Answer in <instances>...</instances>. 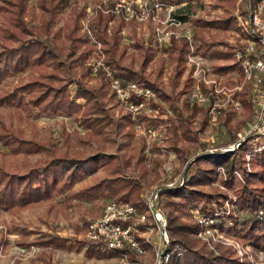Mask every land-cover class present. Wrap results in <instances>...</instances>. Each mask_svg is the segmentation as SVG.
Wrapping results in <instances>:
<instances>
[{
  "label": "trees",
  "instance_id": "obj_1",
  "mask_svg": "<svg viewBox=\"0 0 264 264\" xmlns=\"http://www.w3.org/2000/svg\"><path fill=\"white\" fill-rule=\"evenodd\" d=\"M216 1L225 9V14L221 18L202 21L200 28L196 29V34L201 40V46L205 47L204 50L211 57L231 59L233 49L213 48L212 42H207L203 35L204 31H208V27H231L230 24L234 23L235 18L232 16V10L236 0ZM68 2L69 0H37L36 4L40 10V14L37 16L35 7H28V0H0V21L2 22L0 25V79L9 73H21L25 68L30 67V72L21 75L12 89L0 92V106L3 103H9L17 108L14 113L17 112L15 115L18 120L23 119L20 108L29 110L32 107H37L40 112L45 113H75L81 118V124L89 129L84 134L76 133L74 136L66 130L63 131V145L67 147V150L61 153L62 150L56 146L53 139H46L36 132V129H34L31 138H25L24 131L14 125L12 119L14 113L9 112L11 113V115L9 114L10 124H6L4 115L0 114V141L8 147L10 154L23 153L26 157L32 154L39 155L33 163L26 160V165L28 164L30 168L24 173L12 170V166L6 161H0V206L19 211L31 204L48 200L54 194L65 196V192L68 190L69 201L74 198H100L108 194L115 195L118 200L129 201L142 207L144 205L141 192L142 184H131L115 176L98 179L81 190L72 188L73 183L82 176V173H85V163L97 167L96 161L100 156H77L72 155L71 152H77L78 146L88 149L95 141H101L103 132L113 134L123 130L125 125L131 123V115L125 113L120 117V120L113 118V114L105 105L108 99L109 83L104 77H101L98 87L86 85L82 78H77L74 96L83 97L85 103L82 105L73 100L68 84L71 82V77L77 73H80L82 77L89 76L90 68L84 62L93 51L94 44L82 32V18L85 14L83 7L71 6L64 26H56ZM26 17H29L30 20L28 21ZM35 18L38 23H34ZM93 25L94 37L102 42L107 53V62L127 80H134L156 89L160 97L171 105L174 112V116L170 117L173 122L169 128L172 135V147L177 149L178 132L196 142V137L190 135V133L192 134L191 121L197 113L196 107L190 108L186 102L180 106L174 91L169 92L162 84L144 75L150 62L154 59L151 40L144 41L141 38H136L133 42L139 51L137 60L140 63L138 67H135L133 65L136 62L135 54H128L127 47L121 44L120 32L125 21L115 17L113 13L99 10L94 17ZM135 33L136 31L133 29L134 36H136ZM216 35L218 34H213V41ZM187 50L188 45L176 44L174 52L170 53L172 60L175 61L171 75L172 90L175 89L178 80L186 70ZM128 57L132 59L131 62L126 63ZM214 68L217 71L227 72L237 69L238 64L218 65L215 63ZM157 71L158 75L162 74V61ZM186 82L188 85L189 78ZM245 94L246 90L243 92L242 101L250 109V105L244 98ZM175 119H177V124ZM206 123L204 119L203 124ZM105 125L113 126V128L103 131ZM112 143L115 144L116 141ZM127 143L123 144L120 149L126 147ZM144 146H142V152H144ZM43 149L45 150L44 154L41 153ZM71 149L73 150L71 151ZM239 153H219L218 155L225 156L223 161L216 162L212 166H209L207 160L209 155L200 156L196 160L198 163L205 162L206 168L198 167L185 184L163 188L161 198L166 196L165 206L169 209L168 230L172 243L179 244L183 250H186L180 256L175 254L171 260L172 264H249V261L240 262L231 247L221 245L217 251L208 249L206 244L195 235L199 225L194 220L190 223H182L179 220V214H175L179 209H183L184 205L187 206L199 200L207 201L204 202L203 211L214 213L210 203L223 199L225 193L215 187H213V192H205L196 190L193 186L210 183L213 172L221 164L225 165L226 171L230 174L235 169L244 171V159L239 156ZM125 163L128 165L129 160H126ZM230 182H235V180H230ZM239 185V206L249 213V217L242 221L245 239H253L258 244L257 241L264 239V218L257 219V213L264 206L263 172L255 169L247 182H239ZM175 196H179L182 200H175ZM183 200L185 202H182ZM237 224L240 225L241 222H237ZM19 243L43 246L44 249L38 257L40 264H52V258L57 249L73 247L66 243L65 238L59 232L40 233L37 238L31 241L23 234ZM77 249H81V246L78 245ZM86 252L91 256L101 254L91 246L86 248Z\"/></svg>",
  "mask_w": 264,
  "mask_h": 264
},
{
  "label": "rangeland",
  "instance_id": "obj_2",
  "mask_svg": "<svg viewBox=\"0 0 264 264\" xmlns=\"http://www.w3.org/2000/svg\"><path fill=\"white\" fill-rule=\"evenodd\" d=\"M36 1L37 0H28V7L34 6L36 15L39 16L40 10L37 7ZM95 1L97 3L98 0H69L64 13L61 15L60 20L56 23V26H64L65 19L69 16L71 6L77 5L78 7L84 8L90 2L95 3ZM163 1L172 5L176 10H183L181 12L187 14L188 18L191 19L195 25V34L196 29L200 28L199 26L202 21L221 18V16L225 14V9L221 5H218L216 0ZM249 2L250 0H236L234 9L232 10V16L235 20L234 23L230 24L232 25L231 27L213 26L208 27V31H204L203 35L205 39L207 42H212L211 44L213 48L234 50V48L238 45V40L241 39V34H246L239 16H245ZM26 19L28 21L30 20L29 17H26ZM34 23H38L37 18H35ZM0 25H2L1 21ZM125 28V33H123ZM125 28L123 27L120 32L121 44L127 47L128 54H135L136 62L133 63V65L138 67L140 65L137 60L139 51L135 48L133 42L136 38H141L144 41L147 40V38L141 35L146 34V32L144 30H139V28L135 26L133 29L136 31V36H134L133 29L129 27ZM213 34H218L216 35L214 41L212 37ZM201 49L204 50L205 47L201 46ZM202 52L205 53L204 56L208 58V61L212 64V66L215 63L218 65L222 64V60L210 57L207 55L205 50ZM170 53L168 52L167 56H165L164 53L154 50V59L150 62L144 75L147 78L162 84V86H164L169 92L174 91L173 93L181 106V104L184 103L183 98L185 92L189 87L186 82L188 78L185 77V70L183 75L178 80L175 89L172 90L171 75L173 74L175 61L172 60ZM131 59V57H128L125 62L129 63L131 62ZM161 61L163 62V72L161 75H158L157 69L160 67ZM87 62L88 59L84 63L87 65ZM230 62H232L231 59L224 60V64ZM29 72L30 67H27L21 73H9L5 75L0 79V92L12 89L13 85L17 83L19 77L21 75H26ZM227 75L229 78L226 82L227 84L232 85L235 78L232 76L233 74L229 75L227 73ZM71 78V82L68 84V89L72 93L73 100L82 105L85 103V99L83 97L74 96L77 78H82L86 85L93 87H98L101 83V77H93L91 73L86 77H82L80 73H77ZM107 97V103L105 104L106 108L113 114V118L115 120H120V117L128 112L120 107L114 97H112L110 86ZM244 98L246 99L247 97ZM162 101L164 102L163 107L165 108V111H168V118H150L146 120L147 124H145L142 121L138 123L131 116V123L125 125L123 130L121 129L118 133L113 134L103 132L101 141H95L90 147H88V149L84 146H78L76 148L77 152H71L72 155L77 156H100L96 161L98 163L97 167H93L92 165L85 163V173H82V176L73 183L72 188L74 190H81L86 185L92 184L98 179L106 178L107 176H115L126 180L131 184H142L141 192L143 196V194L153 186L166 187V184L169 181L174 180L176 173L184 170L186 171L187 180L191 174L193 175L196 172L198 167L206 168V163L203 161L198 163L196 159L199 158V156L195 157L201 149L209 146L210 144L225 147L236 143L239 138L238 133H243L247 129L249 130V126L254 121V108L248 99H246V102L250 105V109H248L242 101L243 106L240 109L226 111L221 114L218 124L214 125L211 130L208 128L209 126H207L208 122L206 117L204 118L203 112H201L199 108H196L197 113L191 121L192 134L190 133V135L195 136L197 141L195 142L194 140H189L184 134L178 132L176 149L172 147V135L169 132V128L173 122V119L170 117L174 116V112L167 100L162 99ZM188 106L191 108L190 105ZM16 109L17 108L13 107L9 103H3L0 106V114L4 115L6 124H10L11 119L9 114L11 115V113L17 111ZM20 111L23 119L18 120V117L15 115L17 112L14 113V117L12 119L14 121V125L24 131V137L31 138L34 134V129H36V132H38L41 136L46 137V139H53L56 146L62 150L61 153L67 150V147L63 145V131H68L72 136L76 133L84 134L89 131L88 128H85L81 124V118L75 113H45L40 112L37 107H32L29 110H23L20 108ZM185 114H187V111H185ZM204 119L207 122L206 124H203ZM175 123H178L177 119H175ZM109 128L111 129L113 126L105 125V130L103 131H109ZM144 129L147 130L144 131ZM148 129L154 130L152 133H155V136H151V138H154L152 142L153 153L161 149V147H164L169 151H175L177 154V160L174 164L176 172L175 175L168 176L163 171L167 157L163 158L159 156L148 158L145 149L144 152H142V146L145 145L144 148H146L148 142ZM113 141H116V143L113 144ZM246 141H244V146L240 145L232 151H228L233 154L240 152L239 156L244 159V171L236 169L230 174L229 172H226L225 165L221 164L218 165L213 172L214 174L211 177L210 183L193 186L196 190H202L205 192H213V187H215L225 193V197L223 199L214 201L210 203V205L216 210L225 206L223 208L229 211V214L227 215L226 213L225 215H227L228 218L231 217V223H227L226 225L221 223L219 224L220 226L222 225V229L227 234V242L221 243L220 241L213 240V247H210L208 242L198 235V231L195 235L203 241L210 250L217 251L218 247L221 245L231 247L235 251V256L239 258L240 262L249 261V264H252V260H254L256 262L260 261L264 263V239L257 241L259 242L258 244L253 239H245V230L242 221L249 217V213L240 208L238 196V190L240 188L239 182H247L248 178L253 174L255 169L261 170L264 175V148L260 151L252 152L251 157L248 156V153L253 151V148L264 144V136L257 138L253 135V138L250 141ZM126 143L127 146L120 149L122 145ZM72 150L73 149H71V151ZM41 153L44 154L45 150H41ZM218 154L219 153L210 154L208 156L207 160L209 166H212L216 162L223 161L225 156ZM38 157V154L28 155L27 157L24 156L23 153H19L17 155L10 154L8 147L0 141V161H6L12 166V170L24 173L30 168L28 164L26 165V160H30L31 163H33ZM126 160H129L128 165L125 163ZM233 179L235 182H230V180ZM186 182L187 181H185V183ZM180 185L182 184L180 183ZM67 194L68 190L65 192V196L63 194H54L48 200L31 204L19 211L0 206V248L1 246H4L7 254L6 256H0V264H40L37 259V255L35 257H18L16 248L20 245L19 241H21L23 234L31 241L37 238L40 233L47 232H59V234L65 238L67 244L73 245L72 248L57 249L55 255L53 256L52 264H150L154 260L153 248L151 246H147V252L145 255L137 256L132 252L129 253L128 256H123L122 254L107 253L97 248L90 242H86L87 239L84 237L82 223L99 215L104 204L111 199H115V195L107 194L100 198L90 199L74 198L72 201H69ZM165 198L166 196H162L161 203L163 205L164 212L168 215L169 209L165 206ZM174 199L182 200L179 196H175ZM182 202H185V200ZM204 202L207 201L199 200L191 203L190 205H184L183 209H179L175 212V214H179V220L182 223H190L193 220L197 223L194 212L197 208L202 209ZM259 213L262 215L260 216ZM257 214L258 220L264 218V206ZM237 222H241V224L236 225ZM78 245L81 246V249H77ZM90 246L101 254H94L92 256L89 255L86 252V248ZM171 262L170 264H172Z\"/></svg>",
  "mask_w": 264,
  "mask_h": 264
},
{
  "label": "built area",
  "instance_id": "obj_3",
  "mask_svg": "<svg viewBox=\"0 0 264 264\" xmlns=\"http://www.w3.org/2000/svg\"><path fill=\"white\" fill-rule=\"evenodd\" d=\"M84 9L82 30L95 47L87 62L90 73L93 77H104L108 81L114 99L138 123L142 121L147 124L146 120L150 118L166 119L168 111H165L164 102L156 89L127 80L107 62L102 43L93 34V20L99 10L122 18L125 21L124 28L132 29L136 26L144 30L146 34L141 35L150 39L154 50L165 56L175 50L176 44L188 45L185 77L189 78V87L183 99L191 107L206 112L210 130L218 124L221 114L243 106L241 97L246 90L245 97L253 105L255 113L249 130L244 131V134L239 132L236 143L225 147L210 144L195 157L232 151L240 145L244 146V141H250L253 135L257 138L264 136V0H250L245 16H239L246 34H241L231 58V63H237L239 68L231 73L235 78L232 85L226 82L229 78L227 73L217 71L204 56V50L200 47L201 40L195 34V25L186 13L181 12L183 10H176L163 0H98L97 3L90 2ZM148 130L145 148L147 157H167L163 171L168 176L175 175L177 154L164 147L153 153L154 138L151 136H155V133H152L154 130ZM263 148L264 144L253 148L248 156L251 157L252 152ZM185 181L184 170L176 173L174 180L169 181L166 187H177ZM163 188L153 186L148 189L143 194L142 207L116 198L109 200L99 215L82 223L84 237L107 253L123 256L132 252L137 256L145 255L147 246H151L154 260L150 264H170L173 256L182 255L184 250L179 244H173L169 235L168 219L161 203ZM223 207L218 210L213 208L214 213L198 208L194 212L199 224L198 235L210 247H213V240L227 242V234L219 224L231 223V217H227L229 211ZM38 251L39 246L36 244H20L16 248L20 258L35 257ZM6 255L4 246H1L0 256ZM252 264L264 263L252 260Z\"/></svg>",
  "mask_w": 264,
  "mask_h": 264
},
{
  "label": "crops",
  "instance_id": "obj_4",
  "mask_svg": "<svg viewBox=\"0 0 264 264\" xmlns=\"http://www.w3.org/2000/svg\"><path fill=\"white\" fill-rule=\"evenodd\" d=\"M133 29V28H132ZM215 59V58H214ZM219 60H222V64L221 65H223L224 64V60L223 59H219ZM225 60H227V59H225ZM231 63V62H230ZM228 64V63H227ZM239 68H237V69H232V70H229V71H227V72H225V73H228V74H231L233 71H237ZM201 112H203V114H205L206 112L205 111H201ZM37 246H39V251H38V253H37V257H39V255H40V253H41V249H44V247L43 246H40V245H37ZM57 251V250H56ZM55 255V254H54ZM38 259V258H37ZM53 259V258H52Z\"/></svg>",
  "mask_w": 264,
  "mask_h": 264
}]
</instances>
